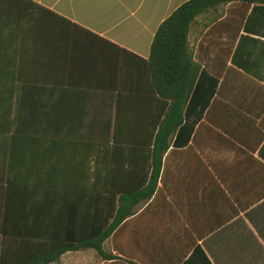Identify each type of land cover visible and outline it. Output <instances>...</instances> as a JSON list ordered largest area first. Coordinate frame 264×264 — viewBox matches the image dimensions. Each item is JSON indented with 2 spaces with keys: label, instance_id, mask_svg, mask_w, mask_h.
I'll list each match as a JSON object with an SVG mask.
<instances>
[{
  "label": "crops",
  "instance_id": "crops-1",
  "mask_svg": "<svg viewBox=\"0 0 264 264\" xmlns=\"http://www.w3.org/2000/svg\"><path fill=\"white\" fill-rule=\"evenodd\" d=\"M188 1L0 0L7 249L101 235L149 185L165 113L148 61ZM189 41L200 73L155 194L105 240L111 259L87 248L51 264H264V0L198 17Z\"/></svg>",
  "mask_w": 264,
  "mask_h": 264
},
{
  "label": "trees",
  "instance_id": "trees-1",
  "mask_svg": "<svg viewBox=\"0 0 264 264\" xmlns=\"http://www.w3.org/2000/svg\"><path fill=\"white\" fill-rule=\"evenodd\" d=\"M238 1L243 0H190L166 19L156 33L148 70L152 78V89L157 97V108L160 107V118L164 113L165 118L157 121L158 132L152 153L153 173L149 185L144 187L145 183H141L140 190L122 196L114 221L101 235L76 244L49 247L22 243L20 247L7 249L5 243L0 241V264L57 263L65 253L87 248L95 249L101 256L111 259V256L104 253L103 243L123 221L132 216L138 205L155 194L163 155L170 146L171 136L183 122L185 107L199 76L200 67L193 59L189 41L192 26L198 17Z\"/></svg>",
  "mask_w": 264,
  "mask_h": 264
}]
</instances>
